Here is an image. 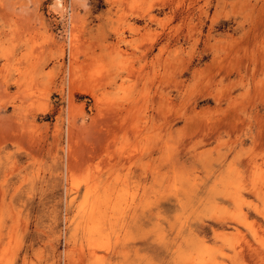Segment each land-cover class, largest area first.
Listing matches in <instances>:
<instances>
[{
  "label": "rangeland",
  "instance_id": "1",
  "mask_svg": "<svg viewBox=\"0 0 264 264\" xmlns=\"http://www.w3.org/2000/svg\"><path fill=\"white\" fill-rule=\"evenodd\" d=\"M0 264H264V0H0Z\"/></svg>",
  "mask_w": 264,
  "mask_h": 264
},
{
  "label": "bare ground",
  "instance_id": "2",
  "mask_svg": "<svg viewBox=\"0 0 264 264\" xmlns=\"http://www.w3.org/2000/svg\"><path fill=\"white\" fill-rule=\"evenodd\" d=\"M61 1V0H60ZM57 2H58V0H57ZM59 4H60V2H59Z\"/></svg>",
  "mask_w": 264,
  "mask_h": 264
}]
</instances>
